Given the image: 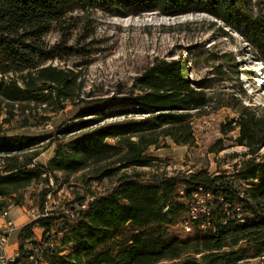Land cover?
I'll return each mask as SVG.
<instances>
[{
	"label": "trees",
	"instance_id": "obj_1",
	"mask_svg": "<svg viewBox=\"0 0 264 264\" xmlns=\"http://www.w3.org/2000/svg\"><path fill=\"white\" fill-rule=\"evenodd\" d=\"M241 1L0 0V107L25 111L31 105L60 106L75 100L77 75L46 63L79 50L66 46L64 40L53 46L45 41L55 25L64 32V20L75 10L117 16L151 9L163 16L199 12L228 22ZM247 25L248 43L264 62V13L247 20ZM135 89L138 93L123 97L114 108L102 100L81 108L79 118L92 117L89 120L96 126L66 144L54 141V156L45 165L32 162L39 157L33 151L32 137L0 133V154L8 156L0 172V210L10 208L6 199L34 183L55 178V173L69 177L95 168L96 172L104 169L102 174L110 177L126 167H148L152 161L148 150L162 138L192 145L194 114L214 104L205 88L194 86L184 60L157 59L136 77ZM238 109V118L223 125L221 132L227 135L238 130L236 142L252 157L258 156L264 147V115L241 103ZM136 112L145 117L101 125L109 117ZM80 126V130L90 128L86 120ZM28 151L32 159L21 161L20 155L27 158ZM50 194L49 190L42 193L43 202ZM81 206L82 210L62 217V230L54 225L55 217L44 212L24 226L18 236L17 261L239 264L264 258V157L260 162L249 160L233 178L201 171L144 181L137 174L124 173L108 194L93 196ZM37 226L43 231L40 241L34 234Z\"/></svg>",
	"mask_w": 264,
	"mask_h": 264
},
{
	"label": "rangeland",
	"instance_id": "obj_2",
	"mask_svg": "<svg viewBox=\"0 0 264 264\" xmlns=\"http://www.w3.org/2000/svg\"><path fill=\"white\" fill-rule=\"evenodd\" d=\"M263 13L264 0H242L228 22L199 12L163 16L157 9L130 11L124 16L100 10H75L68 14L62 25L64 32L55 25L45 41L53 46L64 40L66 46L79 52L49 61L46 66L70 70L77 75L79 90L75 100L60 106L31 105L25 111L16 107L10 112L4 106L0 107L1 135L27 136L35 140L33 151H37L39 157L32 159L28 151L27 158L20 155L21 161L31 158L33 164L45 165L54 156V141L66 144L96 126L89 120L92 117L79 118L81 108L97 100L114 108L123 97L138 93L136 77L157 59L186 61L194 86L205 88L214 104L194 114L192 145H177L170 138H162L158 146L148 150L152 157L150 166L126 167L110 177L102 174L104 169L96 172L95 168L69 177L55 173V178L34 183L14 198L6 199L10 209L23 211L32 221L43 212L53 215L54 225L62 230L63 216L82 210L81 205L93 196L108 194L124 173L137 174L144 181L201 171L233 178L249 160L260 162L264 147L258 156L252 157L246 147L236 142L238 130L224 135L221 127L238 118L240 103L264 115V62L246 36L247 20ZM221 105L226 107L216 108ZM143 117L145 115L139 112L109 117L101 125L138 121ZM84 120L90 128L80 130ZM61 129L67 132L62 133ZM107 142L116 143L115 140ZM220 147L221 151L218 150ZM7 157L0 154V172ZM111 168H118V165ZM233 182L240 186L234 179ZM46 190L51 194L43 202L42 193ZM178 229L182 230L180 226ZM34 234L38 239L41 234L43 236V231L37 226ZM64 235L66 232L62 233V239ZM15 238L16 234L11 237L12 243ZM245 245L241 243V247ZM70 248L68 245L67 251ZM197 259L200 260V256ZM175 262L180 260L159 264ZM239 264H264V259Z\"/></svg>",
	"mask_w": 264,
	"mask_h": 264
},
{
	"label": "built area",
	"instance_id": "obj_3",
	"mask_svg": "<svg viewBox=\"0 0 264 264\" xmlns=\"http://www.w3.org/2000/svg\"><path fill=\"white\" fill-rule=\"evenodd\" d=\"M17 227L11 217V209L0 210V264H25L18 262V251L9 255L8 246L10 237L17 232ZM189 231V229H187ZM264 259V258H263ZM33 260V258H31Z\"/></svg>",
	"mask_w": 264,
	"mask_h": 264
},
{
	"label": "crops",
	"instance_id": "obj_4",
	"mask_svg": "<svg viewBox=\"0 0 264 264\" xmlns=\"http://www.w3.org/2000/svg\"><path fill=\"white\" fill-rule=\"evenodd\" d=\"M11 217L17 227V232L14 233L16 234V238H15V242H11V237L14 235H12L10 237V242H9V246H8V253L9 255H13L16 251H18V247H19V243H18V236H19V232L20 230L26 226L27 224H29L30 222H32V220H30L29 216L27 214H25L23 211L18 210V209H14L11 210ZM42 239V234L40 236H38V241H40Z\"/></svg>",
	"mask_w": 264,
	"mask_h": 264
}]
</instances>
